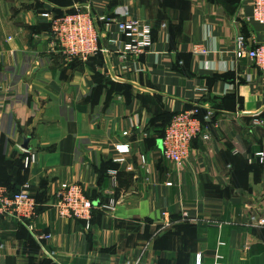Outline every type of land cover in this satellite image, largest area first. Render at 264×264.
I'll return each instance as SVG.
<instances>
[{"label":"crops","instance_id":"crops-1","mask_svg":"<svg viewBox=\"0 0 264 264\" xmlns=\"http://www.w3.org/2000/svg\"><path fill=\"white\" fill-rule=\"evenodd\" d=\"M74 8L125 9L153 46L123 60L127 39L99 22L98 54L68 61L44 15ZM250 14L249 0H0V185L28 183L38 208L31 229L0 217V264H264V228L249 224L264 216V73L234 54L258 29ZM193 108L211 113L208 139L177 167L160 136ZM63 183L95 205L88 231L57 217Z\"/></svg>","mask_w":264,"mask_h":264},{"label":"built area","instance_id":"built-area-1","mask_svg":"<svg viewBox=\"0 0 264 264\" xmlns=\"http://www.w3.org/2000/svg\"><path fill=\"white\" fill-rule=\"evenodd\" d=\"M251 4L250 21L258 27L249 38L238 36L235 42V57L241 59L247 57L253 61L256 67L264 73V0H249ZM122 17L121 21L105 16L95 17L86 9L74 8V12L56 17L45 14L50 23V44L66 60L86 61L89 57L99 52V32L97 23L101 22L105 27L115 24L118 31L127 39V42L120 45L113 40L110 42L117 44V52L123 60L128 57L138 58L149 51L153 46L151 29L148 25L129 18V12L125 9L117 11ZM203 54V53H202ZM199 109L193 108L189 111L175 113L164 130L160 139L162 158L177 167H181L190 155L192 142L202 135L203 140L208 139V135L202 134V121L198 117ZM211 113H206L203 120L211 121ZM254 125L264 124L262 121H254ZM120 154L129 152L127 146L116 148ZM259 159L264 163V154L257 153ZM36 162V155L31 154L24 160L25 167H29ZM117 163H122L123 159H117ZM114 172H112V175ZM170 186V184H167ZM115 203L113 200L100 208L113 211ZM57 217L61 220L78 221L84 226V231L91 227L92 211L95 205L86 197L82 187L77 183H63L56 193V201L53 205ZM36 213V202L30 193V186L24 183L19 191L10 194L8 190L0 186V217L13 218L27 225L31 229ZM166 213H163L164 224L162 229L170 227V222ZM182 221H193L187 214L183 213ZM249 224L254 227L264 228V216L253 215L249 219ZM50 235H43L42 239H50ZM216 257V264L221 260Z\"/></svg>","mask_w":264,"mask_h":264},{"label":"trees","instance_id":"trees-1","mask_svg":"<svg viewBox=\"0 0 264 264\" xmlns=\"http://www.w3.org/2000/svg\"><path fill=\"white\" fill-rule=\"evenodd\" d=\"M74 12V10H70V11H67V12H64V13H56V14H54V16H56V17H60V16H63L64 14H70V13H73ZM98 54V52L94 55V56H96ZM94 56H92V57H94ZM92 57H89L86 61H88L90 58H92ZM78 61V60H77ZM85 61V62H86ZM199 114H200V111H199ZM172 117H173V115L169 118V120H168V122H167V124L165 125V127H164V130H165V128L167 127V125L170 123V121H171V119H172ZM198 117L200 118V120L201 121H203V119L201 118V116L200 115H198ZM164 130H163V132H162V134H161V136H160V138L163 136V134H164ZM16 184H14V186H15ZM23 185V183H19V184H17L15 187H10V186H5V185H0V186H3V187H5L7 190H8V192L10 193V194H15V193H17L18 191H19V189H20V187ZM86 195V194H85ZM33 197V196H32ZM87 197V196H86ZM88 198V197H87ZM89 199V198H88ZM36 202V201H35ZM38 212V208H37V202H36V213ZM22 225H24V223H22V222H20Z\"/></svg>","mask_w":264,"mask_h":264}]
</instances>
